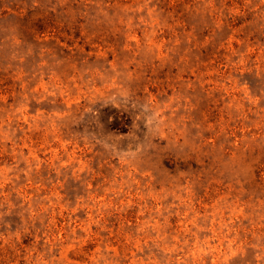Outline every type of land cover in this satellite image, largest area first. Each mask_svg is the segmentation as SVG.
Here are the masks:
<instances>
[{
    "label": "rangeland",
    "instance_id": "obj_1",
    "mask_svg": "<svg viewBox=\"0 0 264 264\" xmlns=\"http://www.w3.org/2000/svg\"><path fill=\"white\" fill-rule=\"evenodd\" d=\"M0 264H264V0H0Z\"/></svg>",
    "mask_w": 264,
    "mask_h": 264
}]
</instances>
